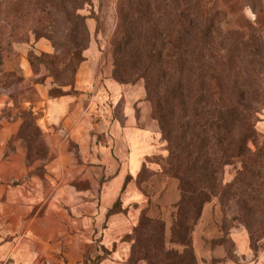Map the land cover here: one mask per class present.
I'll return each mask as SVG.
<instances>
[{
    "label": "trees",
    "instance_id": "obj_1",
    "mask_svg": "<svg viewBox=\"0 0 264 264\" xmlns=\"http://www.w3.org/2000/svg\"><path fill=\"white\" fill-rule=\"evenodd\" d=\"M5 3H12L11 11L47 9L52 22L60 15L79 21L86 49L85 16L77 10L92 0ZM224 15L207 0L116 2L110 41L113 78L123 84L143 81L152 117L166 142L162 171L177 180L180 193L171 212L169 241L183 247L182 252H162L157 260L166 243L165 221L146 216L136 229L132 257H156L158 264H197L192 231L204 206L213 201L221 210L223 239L236 222L246 227L253 249L264 238V144L255 150L248 146L258 138L256 107L249 102L259 96L263 83V30L255 24L248 29L225 27ZM37 18L40 24L44 16ZM2 49L0 45V69ZM237 157L243 158L241 168L225 182L224 169Z\"/></svg>",
    "mask_w": 264,
    "mask_h": 264
},
{
    "label": "crops",
    "instance_id": "obj_2",
    "mask_svg": "<svg viewBox=\"0 0 264 264\" xmlns=\"http://www.w3.org/2000/svg\"><path fill=\"white\" fill-rule=\"evenodd\" d=\"M250 11L248 18L257 25L259 18L254 9ZM100 49L90 43L73 92L48 98L45 107H32L47 149L43 175L26 179L32 169L26 151L15 148L7 153L21 120L1 127L0 264H38L39 256L56 264H82L99 218L87 213V206H93L86 199L90 190L79 183L88 177L93 190L111 202L120 196L126 177L138 174L146 157L157 152L159 135L144 85L115 80L113 64ZM99 133H105L104 143L96 142ZM102 176L109 178L103 185ZM70 190L77 192L76 200L71 201ZM136 224L137 219L129 216L111 221L105 238L111 236L115 246L99 264H128L131 242L121 237ZM23 228L35 243L27 251L21 247Z\"/></svg>",
    "mask_w": 264,
    "mask_h": 264
},
{
    "label": "rangeland",
    "instance_id": "obj_3",
    "mask_svg": "<svg viewBox=\"0 0 264 264\" xmlns=\"http://www.w3.org/2000/svg\"><path fill=\"white\" fill-rule=\"evenodd\" d=\"M207 1L219 6L224 12V26L228 28L248 29L253 23L247 13L251 15L250 8L254 9L259 18L257 26L263 30L264 41L261 0ZM116 2L117 0H92L91 5L77 10L85 16L84 22L88 30L89 41L85 49L86 36L84 38L79 21L71 19L69 22L60 15L56 22H52L46 15L47 9L34 12L35 9L30 7L16 11L14 7L11 11L9 7L12 3L6 6L5 0H0V45L3 48L1 51L3 65L0 69V130L3 123L21 120L17 132L8 143L7 153L15 148L26 151L27 162L32 168L26 179L30 174H44L47 156L43 133L36 123L39 115L33 111L32 107H45L48 98H59L74 91L72 87L77 72L75 68L78 69L77 67L84 60L85 51L91 42L93 44L96 42L101 48L102 56L113 64L110 41L116 27ZM245 9H247L245 13L247 16L243 13ZM37 15L44 16L40 24ZM259 70L263 79L260 94L253 95L249 102L251 107H256L255 128L258 136L256 140L248 142L252 150L257 149V145L264 144V66H259ZM139 83L143 84V81H137L132 85ZM90 94L93 92H89ZM153 121L159 135L157 152L146 157L138 174L126 177L123 190L117 199L111 202L105 201L101 197V191L93 190L94 187L88 177L79 183L80 187L90 190L86 193V199L88 203L92 202L93 206H87V213L99 218L95 221L97 225L95 237L86 245L82 264H99L101 259L103 260L111 253L115 242L113 245L111 243L113 238L111 239V236L105 238V234L111 221L117 217L129 216L137 219V224L131 231L121 237L125 242H131V248L136 238V229L140 227L143 217L147 216L165 221L166 243L160 249L157 260L161 259L162 252L179 251L181 253L183 250V247L169 241L171 212L173 204L180 198V193L177 180L173 176L165 175L162 171L167 155L166 142L162 139L156 120L153 119ZM93 135L96 133L92 132L91 136ZM104 140L105 133L97 134L96 142L104 143ZM29 152H31L30 156ZM73 162L76 163V158ZM242 162L243 158L237 157L225 167V182L235 177ZM89 166L87 163V167ZM108 179L102 176L100 184L103 185ZM69 195L71 201L77 199L75 190H70ZM74 211L75 208H71V214ZM221 221L219 205L215 204V201L206 204L199 222L192 231L191 244L197 264H264V238L258 240L256 248L253 249L246 227L236 222L229 231V239H223V233L219 231ZM25 231L26 228H23L21 247L27 251L33 248L35 243L30 241V236ZM221 238L223 242H220ZM139 258V256L132 257L130 251L127 263L138 264L143 261L146 264L150 262L158 264L156 257H150L151 260ZM38 264L56 263L47 262L45 257L39 256Z\"/></svg>",
    "mask_w": 264,
    "mask_h": 264
}]
</instances>
